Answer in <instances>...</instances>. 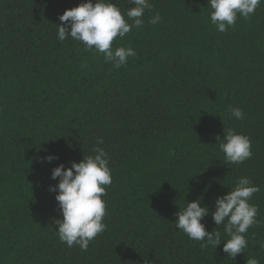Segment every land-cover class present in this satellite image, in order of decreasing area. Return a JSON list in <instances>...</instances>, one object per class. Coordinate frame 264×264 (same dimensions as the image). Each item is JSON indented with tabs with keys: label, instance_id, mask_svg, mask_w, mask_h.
<instances>
[{
	"label": "trees",
	"instance_id": "1",
	"mask_svg": "<svg viewBox=\"0 0 264 264\" xmlns=\"http://www.w3.org/2000/svg\"><path fill=\"white\" fill-rule=\"evenodd\" d=\"M84 2L0 0V264H264V3L219 32L208 0H150L144 25L113 41L137 53L116 69L57 39L60 15ZM110 2L122 14L134 6ZM156 13L160 22L148 23ZM229 105L245 118H229ZM228 129L251 140L253 156L239 165L219 148ZM97 138L112 183L105 231L83 251L59 240L63 217L49 188L59 182L53 169L94 155ZM240 177L260 188L249 201L259 224L230 258L211 212ZM198 198L210 210L206 231L221 233L216 249L175 225Z\"/></svg>",
	"mask_w": 264,
	"mask_h": 264
},
{
	"label": "clouds",
	"instance_id": "2",
	"mask_svg": "<svg viewBox=\"0 0 264 264\" xmlns=\"http://www.w3.org/2000/svg\"><path fill=\"white\" fill-rule=\"evenodd\" d=\"M128 2L134 6L123 14L110 0H95V3L93 0H86L72 9L65 10L59 17L63 23L56 24L57 39L63 42L70 37L81 42L86 50L102 53L105 61L111 63L114 68L124 67L129 57H135L137 53L132 47L121 46L113 49V41L117 37L124 38L133 28L140 29L145 23V11L153 9L150 0ZM262 3L264 0H208V6L212 9L211 23L219 32H225L228 27L235 25L238 15L248 19ZM125 17L132 23H128ZM160 20L161 16L156 13L148 23L155 25ZM226 113L229 118H245V113L239 107L229 105ZM217 139L226 164L239 165L253 156L251 140L243 134L228 129L226 134L224 132L223 139ZM103 143L102 138H97L96 146L92 148L94 155H84L81 162H70L71 166L68 168L60 164L51 173V178H59V182L50 186L49 190L56 193L55 199L63 217L55 220L59 225L56 232L61 243H65L69 248L79 245L81 250L86 251L89 243L106 228L103 223L106 204L102 197L106 195L105 186L112 183V175L108 166V154L99 146ZM43 159L51 162L58 157L48 155ZM259 191L260 188L254 185L251 179L240 177L234 189L214 202L212 219L219 227L224 225V233L230 237L222 249L230 258L244 253L248 246L245 234L249 228L259 224L258 208L249 203L253 194ZM209 211L207 206H202L201 198L188 202L186 207L176 213L178 218L175 225L189 239L201 242L202 248L212 246L216 249L222 242L221 233L217 229L208 232L201 223L205 216L209 215ZM257 243L264 248V241ZM246 264L260 262L256 258H249Z\"/></svg>",
	"mask_w": 264,
	"mask_h": 264
}]
</instances>
